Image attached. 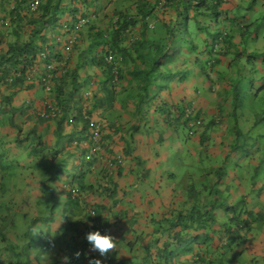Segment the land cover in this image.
<instances>
[{
  "label": "trees",
  "instance_id": "trees-1",
  "mask_svg": "<svg viewBox=\"0 0 264 264\" xmlns=\"http://www.w3.org/2000/svg\"><path fill=\"white\" fill-rule=\"evenodd\" d=\"M34 1L0 0V193H7L8 183L27 168L25 162L40 174L33 215H20L29 219L24 226L15 221L14 201L0 203V253L5 244L15 251V264H43L46 259L48 264H61V253L71 261L68 264H79L87 248L99 244L112 250L110 264H122L112 230L120 229L123 220L127 233L137 234L135 239L122 236L124 249L134 253V246L140 245L143 260L153 254L154 264H227L244 256L249 236L253 232L264 236V77L259 71L246 72L241 64L245 59L256 65L262 58L247 53L248 39L244 50L234 42L244 22L238 18V7L227 10L228 0H39L36 13L23 14ZM50 65L57 69L50 71ZM87 67L99 74L84 81L79 71ZM95 78L100 94L86 116L97 118L94 113L103 106L107 114L115 105L121 111L132 107L129 139L123 126L108 129L107 118L100 117L104 133L101 142L94 141L92 118H85L80 104L83 87ZM196 80L206 86L194 87V98L203 90L220 97L222 105L213 99L205 112L193 108L192 101L169 100L175 85ZM216 86L219 95L214 94ZM27 88L48 93L60 114L45 118L35 106L14 105ZM27 110L34 111L31 116L36 120L24 131L15 118ZM248 113H253L249 122L244 119ZM204 114L214 116L207 122ZM71 115L77 128L66 136ZM38 123L47 124V129L54 124L53 141L48 130L39 131ZM220 124L227 127L225 136L219 155L210 157L207 143ZM5 127L14 128L16 134L3 142ZM108 131L121 134L122 145L114 149ZM153 131L160 143L155 153L146 152L144 160L135 155L134 135L149 137ZM165 133L166 142L176 134L182 139L179 151L192 149L191 163L182 170L179 183L175 166L171 173L162 169L161 184L171 179L184 189L175 198V208L147 217L133 210L115 213L116 206L143 190L150 178L146 163L158 162ZM196 139L199 145L194 148ZM102 161L104 178L97 175L90 180ZM230 168L240 181L246 179L249 195L257 197L253 204L248 195L229 202L226 190L236 177L230 180ZM131 179L135 181L129 186L126 180ZM85 193L100 201L91 203ZM58 218L63 225L53 231ZM141 221L147 231H139ZM11 232L26 243H10ZM208 244L210 251L203 249ZM38 247L42 251L33 253ZM260 250L263 254L251 261L244 257L243 264H264V245ZM0 264L11 263L0 255Z\"/></svg>",
  "mask_w": 264,
  "mask_h": 264
},
{
  "label": "crops",
  "instance_id": "crops-1",
  "mask_svg": "<svg viewBox=\"0 0 264 264\" xmlns=\"http://www.w3.org/2000/svg\"><path fill=\"white\" fill-rule=\"evenodd\" d=\"M228 1H229V4L226 5L225 8L227 10H230L234 8L235 6H237L238 7V18H244L243 20L244 22H242L243 25L241 29L238 30V36L234 40V42L238 41V50H244V47L245 46L247 47V43L249 42L248 47H247V53L250 55H253L254 57L261 56L262 58V59H258L256 65H253L252 62H247L245 59L241 61V64L244 65L246 72H249V70H255V72L259 71L260 77H264V62H263L264 61V0H228ZM247 39H248V42H247ZM79 73H80V77L85 81L86 79L89 80L90 77L93 78V76L98 75L99 71L96 69H91L87 67V68H82L79 71ZM93 81H97V79L95 78L93 80H90L89 84H91ZM185 85H186V88H188L189 84L186 83ZM184 91H187V89H184ZM43 92H42V89L40 88H33L30 90L27 88L26 90L20 92L19 96L16 97V99L21 98L22 96H24L25 93L27 94L26 96L28 98L23 99L21 103H17L14 100V105H16L17 107H21L24 104H26L27 108L28 107L32 108V106H35L38 111V115H39L40 111L42 110L43 100L46 99L44 97ZM173 93H174V89L171 91L172 95ZM188 93L190 95V91H188ZM98 94H100L99 91H98ZM35 95L37 97L36 99H39V100L43 99L42 105L40 107L37 106L38 103H35V99H34ZM182 98H185V97H182ZM48 100H52V99H50L49 97L47 101ZM169 100L171 101V98H169ZM103 107L99 108L96 111V113H94L95 117L97 116L99 117L100 115V117H104L105 119L107 118L105 121L108 123V126H107L108 129L115 130L116 126H120V127L123 126L124 131L125 130L128 131V135L126 134V136H127V139H129L130 135L132 134V131H131L132 127H131V124L129 123L131 121L129 117V113L133 112L134 109L132 107H129L127 110L122 109L121 111L119 110V106L115 105L114 109L109 108L108 114H107L104 112ZM32 113H34V111ZM32 113L30 114V111L27 110L25 116L26 115L30 116L32 115ZM112 113L118 114L120 118L117 119L118 115L115 117L109 118V114H112ZM111 124H116V125L114 126V128H110L109 125ZM43 125L45 126V128L48 127L47 124H43ZM53 125L54 124H49V127H50L51 132H53L54 134L55 126ZM32 127H34V124H32L30 128ZM7 128H10V127L3 128L4 131H6ZM38 128H39V131L41 132L42 128H40V126ZM66 129H73L75 131L76 128L74 127L65 128V131H66L65 135L68 136L71 133V131L66 130ZM166 135L167 136L163 134V137L165 138L163 145H165L164 146L165 148L163 150V154L159 155L160 158L158 157V162L156 163V161H153V162L147 161L146 163V167L149 169V172H150V178L145 180V186L143 190L135 193L134 196L130 200L123 201L118 206H116L113 210L115 213L117 212L120 213V211L130 212L131 210H133V213L134 212L142 213L143 217H147L150 212H154V211H161V213L169 214L175 208V198L179 197L180 193L183 194L184 189L183 187L179 188V185L174 183V181L171 179L165 180V182L161 184L162 183L161 174L163 172L162 170L163 168L164 170L169 171V173L172 172V170H170L171 164H172V161L170 162V159L172 160V158L174 157V154L171 153V149L173 146H175V151L178 152V149H180V140L178 138V134H176L175 136H171L170 138L172 140L171 142H166V140L169 139V135L168 134ZM106 136L110 139H113L115 146L122 145V143L120 142L121 134L110 133L108 131V133H106ZM134 136L137 142L135 155H141L144 160H147L148 157L146 156V152L155 153L156 152L155 147L157 148L159 146L160 142H158V139H159L158 134L156 133L154 134V131H153L152 134L149 135V137H147L148 135L147 136L143 134L141 135L140 133H136ZM51 141H53V138L51 139ZM0 145H2V143H0ZM75 164L76 165L79 164V159L78 160L76 159ZM130 166L131 165H129V167ZM165 176H167V174H165ZM126 183L129 186H132L133 184L130 182V180L129 181L126 180ZM87 195L92 200V197H93L92 194L85 193V196H84L85 199L89 200V198L86 197ZM106 205L110 206L111 204L108 201H106ZM110 222L112 225L114 220H111ZM123 225H124V222L122 220V223H120L119 225L120 229H115L113 227L114 229L112 230L113 240L117 244L118 253L116 257L120 260L122 264H143L144 263L143 253L138 251V248L142 249L140 245L134 246V248L132 249L134 253H130L127 249H124L125 248L124 246L126 244H121L122 236L130 237L129 239H135L137 236V234L129 235L127 233L128 229ZM139 231H147V224H144L143 221H141V227ZM260 238L262 239V241L260 240L262 244L256 245L257 248L255 252H257V254L251 253L252 256L250 255L249 258L248 256L244 255L242 256L243 259L244 257H247L248 260L251 261L253 258L258 257L260 254H263L261 253L260 247L264 245V236ZM203 247H204L203 248L204 250L207 248V251H210L208 250V247L211 248L210 244L203 246ZM112 256H113V253H112V250H110V248H106V247L99 248V244H97V245H93L87 248V251L83 255L81 262L82 264H94V262H97V261H99L100 263H103L109 258H112ZM227 264H230V262ZM231 264H235V263H231Z\"/></svg>",
  "mask_w": 264,
  "mask_h": 264
},
{
  "label": "rangeland",
  "instance_id": "rangeland-1",
  "mask_svg": "<svg viewBox=\"0 0 264 264\" xmlns=\"http://www.w3.org/2000/svg\"><path fill=\"white\" fill-rule=\"evenodd\" d=\"M110 10H112V8H110ZM198 80H196V84L189 83L188 88H186L185 84L177 85V88L174 91V95H173L171 101L181 102L182 99H186L187 101H191L192 100V102L194 103V107L193 108H197L198 107L199 109L205 110V112L207 110H210V108L212 107L213 99L215 100V105H217V104L222 105L220 97L213 96V95H210V94H206L203 90H201L200 93L198 94L199 98H194V94H193L194 87L203 88V86H206L205 82L198 81ZM261 84H263V83H261ZM245 85H247V83ZM94 89H96V88H94ZM184 89H187V91H184ZM218 89H219V87L216 86V93H214L215 95H219ZM188 91H190V95H189ZM84 93H86L85 90L82 91V94H84ZM26 95L27 94L25 93L24 96H22L21 98H19V99L15 98V101L17 103H21L23 101V99L28 98ZM44 97L49 99L50 95H45L44 94ZM182 97H185V98H182ZM200 97H202V98H200ZM36 98L37 97L35 95V97H34L35 103H38L37 106L40 107L42 105V100L43 99L39 100V99H36ZM44 100H43V102H44ZM216 111H217V109L215 110V115L217 116V112ZM117 115L118 114H115V113L109 114V118L115 117ZM252 115H253V113H248L244 117V119L249 122L250 120H253ZM213 116H214V114L213 115L204 114L205 121L209 122L210 119ZM32 117L33 116H31V115L30 116H28V115L25 116V114L24 115L17 114L16 120H17L18 124L22 125L23 130L27 131L31 127L33 122L35 123L36 119H33ZM217 117H219V116H217ZM246 125L247 124L243 125V127H246ZM39 126H40V128H42V132H45V131L48 130L49 136H47V137H48V139L50 141H51L52 138L54 139V134H53V132H51L50 129L45 128V126L42 123H38V127ZM149 126L153 127L154 124L152 125V123H150ZM225 129H227V127L225 125H221L220 124L218 127L214 128L211 131L212 132V136H211L210 142L207 143V145H208V153H209L210 157L219 155V151L221 149L219 144L221 143V140H222L223 136H225ZM67 130L72 131L73 129H67ZM5 133H6L7 136L5 137L4 142L10 141L14 137L12 135L16 134L15 133V129L11 128V127L7 128ZM164 135L167 136L166 134H164ZM196 138L198 139V137H196ZM197 139L194 140V142L197 143L194 148H197L198 145H199V142H198ZM113 148L114 149L117 148L115 146V144H114ZM191 151H192V149H191ZM11 152L13 153V150H11ZM187 152H188V149L184 148V150L182 152L183 155L180 156V157L183 160H186V162H182V161H180L178 159V156H176L177 151H175V146H173L172 149H171V153L174 154V157L172 158V160L170 159V162L172 161L171 167L175 166V168L178 171H180L179 172L178 183L180 181V178H182V170H186L187 167H188V163H191V159L192 158L187 156V154H188ZM184 154H186V156ZM257 159H258V157H255L253 159V161H255ZM104 163L105 164H109L108 160H104ZM25 164H27V168H24V169L20 170V172H19L20 175H18L12 182L8 183L7 193L6 194H1L0 193V203H2L3 201H14L15 202V205H14L13 208L15 209L16 213L19 216V217L17 216V218L15 217V221L16 220H17L16 222L19 221L18 223L19 224H23V226L29 221V219L28 218L24 219L22 216H20L21 213L25 212L26 214H28L29 217L31 215H33L32 214V206L35 205L36 199L40 196V189H39V186H38V180H39V177H40L39 171L34 170L29 165L28 162H25ZM102 165H103V161L101 162V164H98V165L95 166L96 170H93V174L89 175L90 180L94 181L95 180V176H97V175H100L101 179L104 178V171H103V166ZM230 171H231L230 176H229L230 180L235 175H236V177H235V180H232L233 182L230 184L229 190H226V194H227L226 196L229 197L228 198L229 202L230 203L237 202V199L240 196L248 195V196H245L248 199V203L249 204H253L254 203V199L257 200V197L249 195L250 187L246 184L247 183L246 179L244 178V179H242V181H240L238 179V174H234L232 172L233 171L232 168L229 169V172ZM101 172H103V174H101ZM166 177L168 178V175ZM238 180L240 182H238ZM134 181H135L134 179L130 180L131 183H134ZM86 197L89 198V201L91 203L100 201V199L94 198V197H92V200H91L88 195ZM262 200H264V196H263ZM62 225H63V222H61L60 219L58 218V221L55 224L52 225L53 231L58 230L60 227H62ZM8 236H9L10 243H12V244L19 243L20 241H22V243L25 242V240L23 238L21 240H19L18 236L15 237V235H13L12 232L10 234H8ZM249 237L250 238L248 239V244H247V247H246L247 251L244 254L245 256H248V258L250 257L251 253L257 254V252H255V250L257 248L256 247V243L262 244V242H260V240L262 241V239L260 238L259 234L257 235V233L253 232ZM112 242L114 243L115 241L113 240ZM243 250H244V248H243ZM40 251H42V250L41 249L40 250H34V249L32 250L33 253L34 252L39 253ZM0 255H2V257H3V259H4V261L6 263L10 262L11 264H15L16 261H17V258H16L17 256L15 257V251H11L10 252L9 249L5 248V244L2 245V252L0 253ZM152 258H153V254L150 255L149 257H146L144 259V263L143 264H154ZM59 261H60L61 264H64V263L68 264L69 262H71L69 259H67L65 253H61L60 254ZM48 262H49V260L46 259V260H44L43 264H48ZM231 263H233V262L230 261V264ZM234 263L243 264L244 263L243 257L241 255H239V258L237 260L235 259ZM79 264H82V262H80ZM94 264H110V260L108 259V260L104 261L103 263H100L99 261H97V262H94Z\"/></svg>",
  "mask_w": 264,
  "mask_h": 264
},
{
  "label": "clouds",
  "instance_id": "clouds-1",
  "mask_svg": "<svg viewBox=\"0 0 264 264\" xmlns=\"http://www.w3.org/2000/svg\"><path fill=\"white\" fill-rule=\"evenodd\" d=\"M21 12H23V14L25 13H28L29 11H24L22 10ZM31 13V12H30ZM32 13H36V12H32ZM64 30H66V28H63ZM219 50L218 48L215 49V51ZM45 55H43L44 57ZM42 57V58H43ZM57 68L54 66V65H50L49 66V70L50 71H54L56 70ZM94 69V68H93ZM34 72H32L33 74ZM32 74L29 75L30 78H32ZM49 77H50V74H49ZM31 82H28L26 83V85H30ZM175 87L177 88V85H175ZM85 88V89H84ZM96 88V89H94ZM175 88V89H176ZM30 90V89H29ZM85 90L86 93L82 94L81 95V104L80 106L82 107V114L85 116V118H92L91 116L90 117H87L86 115H88V110L91 109L93 107V105L95 104V101L96 99L94 97H96V94H98V91L99 89L96 87L95 85V81H93L91 84H88V85H85L82 89V91ZM91 90V91H90ZM175 91V90H174ZM44 93V92H43ZM45 95H49L48 93H44ZM174 95V93H173ZM172 95V97H173ZM164 97L167 96V93H165V95H163ZM172 97H169L171 98L172 100ZM186 100V99H185ZM187 101V100H186ZM192 101V100H191ZM191 101H187V102H191ZM182 102H183V99H182ZM50 100L47 101V98L44 100L43 102V105H42V110L40 111L39 113V116L41 117H45V118H55L57 117L59 114H60V110L58 108H54V105H52V103L50 104ZM50 105V106H48ZM192 106H194V103H192ZM105 109H107V106L105 104ZM191 114L190 111L188 112V115ZM17 116V115H16ZM100 117V116H99ZM97 116V118H92V121L95 122L96 124H98L100 126V129H101V136H102V133H104L103 129H102V122H104L101 118H99ZM16 119V118H15ZM17 121V120H16ZM21 125V124H19ZM68 127H74V128H77V121L74 120V117L71 115L70 118L68 119V123H67ZM179 139H181L180 137H178ZM182 141V139H181ZM183 142V141H182ZM76 143L74 142V145ZM87 143H83V145H85ZM86 146V145H85ZM186 149H188L186 147ZM180 149H178V152H177V156L179 158V154L180 152L182 153L184 149H182L181 151H179ZM190 152V153H189ZM187 156L188 157H191L192 158V154H191V151L188 149V152H187ZM183 155V154H182ZM181 155V156H182ZM186 156V154H184ZM182 159V158H181ZM184 160L182 159V162ZM110 164V163H109ZM109 174H113V172L110 171Z\"/></svg>",
  "mask_w": 264,
  "mask_h": 264
},
{
  "label": "built area",
  "instance_id": "built-area-1",
  "mask_svg": "<svg viewBox=\"0 0 264 264\" xmlns=\"http://www.w3.org/2000/svg\"><path fill=\"white\" fill-rule=\"evenodd\" d=\"M40 1L35 0L30 6H29V12H35L38 9ZM63 64V63H62ZM91 126L94 128V141L95 142H101V129L98 124L95 122H92ZM86 145V144H85Z\"/></svg>",
  "mask_w": 264,
  "mask_h": 264
}]
</instances>
